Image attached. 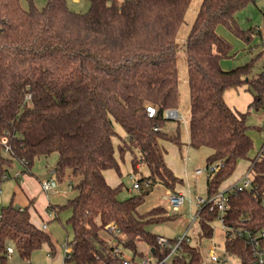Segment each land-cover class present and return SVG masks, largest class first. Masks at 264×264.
Returning <instances> with one entry per match:
<instances>
[{
	"label": "trees",
	"instance_id": "trees-1",
	"mask_svg": "<svg viewBox=\"0 0 264 264\" xmlns=\"http://www.w3.org/2000/svg\"><path fill=\"white\" fill-rule=\"evenodd\" d=\"M21 1L0 0V175L10 177L13 160L22 175H34L35 159L55 153L57 180L79 178L76 196L45 209L55 215L71 212L66 222L72 254L65 262L121 264L110 257L101 237L110 223L124 235L119 244L134 257H142L139 243L158 255L157 236L146 227L175 217L164 208L144 214L137 208L156 183L176 193L181 182L167 166L160 142L180 145L178 128L172 135L163 129L164 113L178 107L176 40L192 0H89L86 13L71 10L66 0H46L40 9L32 0H24L26 7ZM254 1L202 0L185 41L188 144L211 149L205 167H218L207 173V196L221 191L239 161L249 162L250 188L229 192L222 217L227 228L223 255L238 264H255L248 237L264 233V151L251 158L246 115L226 104L224 92L246 86L253 94L249 107L264 110V69L253 76L250 63L224 70L221 62L234 55L216 29L225 26L251 43L259 30H242L235 15ZM148 106L155 108L154 117L148 116ZM113 121L127 136L117 148ZM116 149L119 155L133 154L132 171L146 166L148 174L139 183L150 181L125 200L117 198L122 184L111 187L103 175L110 169L120 175ZM30 206L10 202L0 208V264H10V245L24 264H32V254L45 246L52 254L50 236L32 223ZM217 217L207 207L196 212L205 237H212ZM171 264L203 262L183 240Z\"/></svg>",
	"mask_w": 264,
	"mask_h": 264
},
{
	"label": "rangeland",
	"instance_id": "rangeland-1",
	"mask_svg": "<svg viewBox=\"0 0 264 264\" xmlns=\"http://www.w3.org/2000/svg\"><path fill=\"white\" fill-rule=\"evenodd\" d=\"M34 5L39 9L45 5L46 0H32ZM202 0H192L189 8L187 9L184 22L181 25L177 34V74H178V107L177 112L180 116L178 121L167 120L163 126V129L170 135L174 134L178 128L180 132V145H176L172 142L164 141L166 153L165 161L170 170L176 177L181 179V182L176 185L175 190L178 188L184 195L185 201L177 213L168 211V204H162V197L165 195V188L156 183L150 193L145 197V200L137 208L140 214L147 213L153 208H164L166 214L174 216V220L164 221L158 224H151L146 227L148 231L156 236L163 237L167 240H177L186 236L191 246H194L200 255L203 264H213L208 257L209 249L214 246L215 252L218 256L223 257V247L225 232L222 222L215 220L211 223L213 229L212 237H205L199 227L196 217L198 211L197 200L207 198L206 179L207 174L203 173L199 177H195V171L198 168L204 169L206 165V159L212 152L211 149L202 147L194 149L189 146V138L187 132V123L189 118V89L187 84V68H186V54H185V41L189 33L193 20L196 16L198 8ZM68 7L77 13H86L89 9V0H79L74 2L73 0H66ZM23 7H26V2L21 1ZM236 24L242 30L249 28H256L260 30V36L253 33L251 43H246L240 38L234 36L225 26H218L216 31L225 41H227L231 47V54L234 56L223 60L225 66L232 69L237 66H241L247 63L253 65L252 76L257 75L259 70L264 69V52L262 42L264 38V0H255L250 2L246 7L241 9L235 15ZM227 69V70H230ZM224 101L233 110L246 115V122L250 126L249 136L253 141V149L251 158L256 157L264 151V110L255 111L249 105L253 101V94L247 90L246 86H242L238 89H228L224 92ZM113 127L117 133V137L113 139L115 148L118 147L127 139L126 133L121 126L113 121ZM124 146V144H122ZM124 148V147H123ZM125 149V148H124ZM134 156L138 157L137 152L134 151ZM116 157L120 165V175L114 170H106L105 176L107 181L114 186L122 184L121 191L118 194L119 200H125L133 195L139 193L138 190L132 189L134 182L140 180L147 175L146 166L139 164L138 169L132 171L131 160L133 154L124 150L122 155L118 154L116 149ZM57 161V155L55 153L49 156H40L35 159L31 169V173L40 178L48 176V171L53 169ZM246 161H239L233 175L224 182L220 190H228L232 192L234 186L241 183V179L246 175L250 180L251 174L247 172ZM22 171V166L16 160H13L11 168L8 170L10 179L4 180L1 183V195H0V208L6 204H9L12 194L17 195L16 186L17 183L13 177ZM242 174V175H241ZM77 177L70 176L69 179L65 177L62 182H59L58 190H67V186L70 189L66 192V195L60 197H50L49 201L52 205L63 206L69 199L76 196L77 191L71 186H75L78 182ZM16 195L13 196L12 204H17ZM54 195V194H53ZM19 197V196H18ZM8 200V201H7ZM164 203V202H163ZM20 207V206H18ZM33 211V210H32ZM34 212V211H33ZM45 212L44 209L38 210ZM71 212L69 209L59 211L56 215H51L46 223L45 232L50 236V239L54 245L53 258L47 254L50 250L45 246L41 250L33 253L32 264H73L71 262L63 261L64 245L72 241V229L66 222L70 217ZM30 217H33L34 221H39L40 225L43 224L42 219L34 212H30ZM44 218V217H42ZM103 239H107L108 236L105 232L101 233ZM13 253L9 256L10 264H24L20 259L14 247L10 245ZM139 250L142 252V257L147 256L150 259H154V256L149 253V248L143 244H138ZM142 257L137 256L135 261L138 262ZM226 260L220 264H238V260L231 257H224Z\"/></svg>",
	"mask_w": 264,
	"mask_h": 264
},
{
	"label": "built area",
	"instance_id": "built-area-1",
	"mask_svg": "<svg viewBox=\"0 0 264 264\" xmlns=\"http://www.w3.org/2000/svg\"><path fill=\"white\" fill-rule=\"evenodd\" d=\"M262 47L264 52V40L262 42ZM146 111L149 117H154L156 115V110L152 106H148L146 108ZM164 117L167 120L174 121H178L180 119L179 114L175 110L165 111ZM154 130L157 131L158 129L155 128ZM8 151L9 149L8 147H6L5 152L8 153ZM217 169L218 167H205L204 169L198 168L195 171V177H199L203 173L207 174L208 172L216 171ZM21 175L22 174L19 173L15 176V178H19ZM8 178L9 176H7L6 174L0 175V184L2 181L7 180ZM241 180L242 181L240 184L237 183L234 186V190L240 192L244 189L250 188V180L246 175ZM140 185H142V187L144 188H147L150 185V181L147 179H144L142 183L136 181L134 182L132 189L139 190ZM58 188L59 181L57 180L56 172L54 169H51L48 171L47 178L40 181L41 192L46 195L56 194L58 192ZM228 194V190H221L213 196H207V198L205 199L200 198L197 200V207L198 209L207 207L209 211H217V220H220L222 222V217L224 213L228 210ZM162 198V201L164 202H162V204H168V211L170 210L174 213H177L180 210L181 206L184 204L185 201V197L183 194L173 193L171 191H167ZM45 228L46 225H43V229ZM106 229L108 233V238L104 239V246L108 249L110 257L117 259L121 262V264H171L172 257L178 254L180 243L183 240H188L186 236H183L182 238L177 239L175 243H171L170 240L157 236L156 244L158 246V255L152 254L149 249V253L154 256V259H150L147 256H144L138 262H136V257H134L131 253L127 252L124 247L119 244L118 239H123L124 235L118 230V228L113 223H110L106 226ZM223 229L224 232L227 231V228L225 226H223ZM259 236L261 238H264V233L262 232ZM259 236H249L248 238H250L249 242L252 245V254L255 259V264H264V244H262V241L258 239ZM7 252L10 255L13 252L12 248H8ZM71 254L72 252L70 246H68V243H65L63 258L69 259L71 257ZM222 256L223 257H220L216 254L214 246L209 249L208 257L213 264L223 263L226 258H224V255Z\"/></svg>",
	"mask_w": 264,
	"mask_h": 264
},
{
	"label": "crops",
	"instance_id": "crops-1",
	"mask_svg": "<svg viewBox=\"0 0 264 264\" xmlns=\"http://www.w3.org/2000/svg\"><path fill=\"white\" fill-rule=\"evenodd\" d=\"M74 2H78L79 0H73ZM259 32H261L260 30H259ZM262 40H264V38L262 39ZM221 67L224 69V70H227V69H230V68H228L229 67V65L228 66H225L224 65V62H221ZM232 109V108H231ZM233 110V109H232ZM176 112H177V110H175ZM178 113V112H177ZM164 141H161L160 142V144H161V146H162V148H163V150H164V153H166V149H165V145H164ZM164 157H165V155H164ZM246 163H247V165L249 166V162L248 161H246ZM147 170V169H146ZM247 170H248V167H247ZM248 172V171H247ZM148 174V173H147ZM103 175H104V177H105V180H106V182L111 186V187H116V186H114V185H111L108 181H107V178H106V176H105V172L103 173ZM242 175V174H241ZM147 176V175H146ZM11 178V176L8 178V179H10ZM14 179H15V181L17 182V183H19V184H17V188H16V192H17V195L15 194V193H13L12 194V197H11V199H10V202H14L15 200H13V196H15L16 195V201H17V204L15 203V205L14 206H16V207H18V206H20V207H25V206H30L29 205V202H33V204H32V206H30L29 207V213L30 212H32V213H36L41 219H42V222H43V224L42 225H40V222L39 221H34L33 220V217H30V219H31V221H32V223L33 224H35L37 227H39V228H41L43 231L45 230V229H43V225H46V223L49 221L48 220V218L51 216V215H54V211L53 210H50V211H46L45 209H46V207H47V205H52L51 204V202L49 201V198L50 197H60V196H63V195H66V192L68 191V189H70V186L68 185L67 187V190L66 189H64V190H58V192L56 193V194H48V195H46V194H44L43 192H41V189H40V181L41 180H43V179H45V178H47V175L45 176V177H42V178H40V177H38V176H35V175H27V174H24V175H21L19 178H15V177H13ZM7 179V180H8ZM67 179H69L68 177H67ZM6 181V180H5ZM3 182V181H2ZM1 182V183H2ZM0 186H1V184H0ZM71 186L73 187V185L71 184ZM168 190H166V192H167ZM176 193H179V194H182L181 192H180V190L177 188L176 190ZM166 192H165V194H166ZM1 188H0V195H1ZM19 196V197H18ZM8 201V200H7ZM9 202V203H10ZM7 205V204H6ZM6 205H4V206H6ZM3 207V206H2ZM42 209H44L45 210V212L43 213V212H41L42 213V215L38 212V210H42ZM34 212H33V211ZM42 217H44V218H42ZM108 236V235H107ZM106 239V238H105ZM9 248H11V247H9ZM13 253V252H12ZM11 253V254H12ZM35 253V252H34ZM10 254V255H11ZM49 256H50V259H52L53 258V255L52 254H49V253H47ZM9 255V256H10ZM33 255V254H32ZM33 260V257L31 256V261ZM63 261H64V258H63ZM65 262V261H64Z\"/></svg>",
	"mask_w": 264,
	"mask_h": 264
}]
</instances>
